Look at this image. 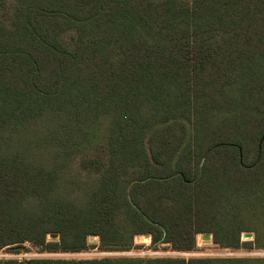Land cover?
Listing matches in <instances>:
<instances>
[{
  "label": "trees",
  "instance_id": "1",
  "mask_svg": "<svg viewBox=\"0 0 264 264\" xmlns=\"http://www.w3.org/2000/svg\"><path fill=\"white\" fill-rule=\"evenodd\" d=\"M203 234L264 249V0H0V250L193 253Z\"/></svg>",
  "mask_w": 264,
  "mask_h": 264
},
{
  "label": "rangeland",
  "instance_id": "2",
  "mask_svg": "<svg viewBox=\"0 0 264 264\" xmlns=\"http://www.w3.org/2000/svg\"><path fill=\"white\" fill-rule=\"evenodd\" d=\"M52 235V234H51ZM244 235V234H243ZM242 235L241 241H253L254 236L251 238L244 237ZM148 236V235H147ZM146 235L138 236L135 238L134 249L127 252H100L97 248L99 244L98 237H92L89 239V249L81 253H61V252H48L43 251L37 247L32 246L30 243H26L25 248H9L6 247L0 250V261L7 260H35V259H101L105 257H136V258H156V257H202V258H264V249L248 250L246 248H240L237 250H225L217 248L213 242L206 243L202 239V235L197 239V252L193 253H180L166 249V246L160 247L158 250H154L150 247L151 237ZM143 238H146L143 239ZM49 241H57L58 238H52L50 235L47 238ZM148 239V240H147Z\"/></svg>",
  "mask_w": 264,
  "mask_h": 264
},
{
  "label": "water",
  "instance_id": "3",
  "mask_svg": "<svg viewBox=\"0 0 264 264\" xmlns=\"http://www.w3.org/2000/svg\"><path fill=\"white\" fill-rule=\"evenodd\" d=\"M50 236L52 238H59L58 234H52ZM243 236L251 238L254 236V234L253 233H245ZM201 237H202V239H204L206 241V243H210L212 241V235L211 234H203ZM137 238H140V237H137ZM147 238H149V237L147 236Z\"/></svg>",
  "mask_w": 264,
  "mask_h": 264
}]
</instances>
